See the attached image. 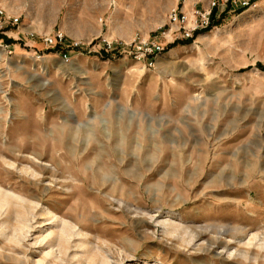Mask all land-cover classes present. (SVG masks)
<instances>
[{
	"label": "rangeland",
	"instance_id": "1",
	"mask_svg": "<svg viewBox=\"0 0 264 264\" xmlns=\"http://www.w3.org/2000/svg\"><path fill=\"white\" fill-rule=\"evenodd\" d=\"M181 4L0 0V264H264V0Z\"/></svg>",
	"mask_w": 264,
	"mask_h": 264
},
{
	"label": "built area",
	"instance_id": "2",
	"mask_svg": "<svg viewBox=\"0 0 264 264\" xmlns=\"http://www.w3.org/2000/svg\"><path fill=\"white\" fill-rule=\"evenodd\" d=\"M219 0H212L211 7L207 11L195 10L193 15H190L184 10L186 0H182L181 6H175L170 9L168 20L172 25L178 26L179 37L183 39H194L195 34L199 31L208 29L213 26L212 11L217 6ZM20 18L8 17L3 8L0 7V30L8 26L9 23H18ZM47 44H53L52 37L45 38ZM164 44L156 40L141 39L136 36L134 42H131L126 50L133 55L137 60L145 62L146 66H152L156 57L164 51Z\"/></svg>",
	"mask_w": 264,
	"mask_h": 264
},
{
	"label": "trees",
	"instance_id": "3",
	"mask_svg": "<svg viewBox=\"0 0 264 264\" xmlns=\"http://www.w3.org/2000/svg\"><path fill=\"white\" fill-rule=\"evenodd\" d=\"M215 12H216V10H215V8L213 9V11H212V15L213 14H215ZM215 21L213 20V25H215L216 23H214ZM211 28V27H210ZM210 28H208V30L210 29Z\"/></svg>",
	"mask_w": 264,
	"mask_h": 264
},
{
	"label": "crops",
	"instance_id": "4",
	"mask_svg": "<svg viewBox=\"0 0 264 264\" xmlns=\"http://www.w3.org/2000/svg\"><path fill=\"white\" fill-rule=\"evenodd\" d=\"M187 9V7L186 6H184V10H186Z\"/></svg>",
	"mask_w": 264,
	"mask_h": 264
}]
</instances>
